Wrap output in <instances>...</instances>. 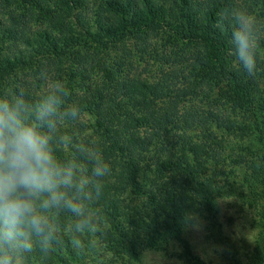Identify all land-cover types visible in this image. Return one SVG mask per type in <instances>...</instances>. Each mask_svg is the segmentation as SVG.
I'll list each match as a JSON object with an SVG mask.
<instances>
[{
    "label": "trees",
    "instance_id": "trees-1",
    "mask_svg": "<svg viewBox=\"0 0 264 264\" xmlns=\"http://www.w3.org/2000/svg\"><path fill=\"white\" fill-rule=\"evenodd\" d=\"M233 7L257 22L254 76L231 55L230 30L217 26ZM56 80L69 89L64 108L81 114L58 121L53 154L90 170L78 149L95 147L111 172L99 193L89 185L83 216L44 213L51 235L33 233L31 250L8 253L11 264H138L144 248L182 242V228L212 214L221 191L190 153L221 156L243 137L258 160L244 180L252 198L264 186V0H0V99L22 93L34 104ZM258 198L252 264H264Z\"/></svg>",
    "mask_w": 264,
    "mask_h": 264
},
{
    "label": "clouds",
    "instance_id": "clouds-1",
    "mask_svg": "<svg viewBox=\"0 0 264 264\" xmlns=\"http://www.w3.org/2000/svg\"><path fill=\"white\" fill-rule=\"evenodd\" d=\"M217 26L230 30L231 55L254 76L261 39L255 18L243 8H224ZM68 94L67 85L56 80L53 91L34 104L25 101L22 93L11 100L0 99V252L4 253L0 264H11V251L31 250L33 233L47 241L51 225L44 213L64 208L83 216V199H91L89 185L99 193L101 181L110 175L98 148L78 149L90 170L74 160L61 162L53 154L50 141L58 121L81 114L79 107L64 108L63 97ZM85 223L77 222L76 230H82Z\"/></svg>",
    "mask_w": 264,
    "mask_h": 264
},
{
    "label": "rangeland",
    "instance_id": "rangeland-1",
    "mask_svg": "<svg viewBox=\"0 0 264 264\" xmlns=\"http://www.w3.org/2000/svg\"><path fill=\"white\" fill-rule=\"evenodd\" d=\"M220 102L230 104L226 100ZM234 143L236 147H224L221 156L214 154V160L209 154L194 159L190 153L188 159L199 162L198 170L210 179L209 184L221 187L214 194L212 214L197 216L187 223L180 234L182 242L144 248L138 264H252L257 257L254 248L261 230L255 199H263L264 186H256L252 198L250 185L244 180L250 163L256 166L258 160L256 154L245 152L247 144L243 137L240 143ZM234 148H241L242 152L233 154ZM226 182L232 184L228 186Z\"/></svg>",
    "mask_w": 264,
    "mask_h": 264
}]
</instances>
